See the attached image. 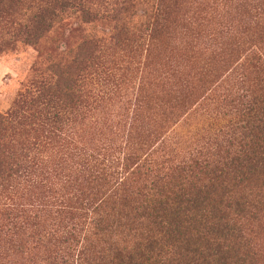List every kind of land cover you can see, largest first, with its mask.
<instances>
[{
  "label": "trees",
  "instance_id": "obj_1",
  "mask_svg": "<svg viewBox=\"0 0 264 264\" xmlns=\"http://www.w3.org/2000/svg\"><path fill=\"white\" fill-rule=\"evenodd\" d=\"M224 1L191 0L189 14L208 9L202 20H212ZM181 2L0 0V53L21 43L48 55L47 74L32 81L34 94L22 97L16 111L0 113V190L37 191L49 201L7 205L0 221L6 257L34 263L40 256L48 264H264V38L252 29L246 34L258 48L246 61L256 92L222 96L237 122L221 143L177 162L151 159L152 134L122 157L113 148L81 153L79 186L55 187L61 175L42 154L67 146L80 109L99 100L93 81L109 94L118 90L107 69L115 64L113 48L135 57L146 42L158 47L172 38L168 30ZM262 28L257 22L254 30ZM55 36L53 44L66 47L49 52ZM84 252L96 256L84 259Z\"/></svg>",
  "mask_w": 264,
  "mask_h": 264
},
{
  "label": "rangeland",
  "instance_id": "obj_2",
  "mask_svg": "<svg viewBox=\"0 0 264 264\" xmlns=\"http://www.w3.org/2000/svg\"><path fill=\"white\" fill-rule=\"evenodd\" d=\"M181 3L179 12L172 15L173 26L168 30L172 38L156 41L158 47L146 42L142 54L135 57L118 46L113 48L109 54L114 56L115 64H109L107 69L119 84L111 87L118 90L109 94L106 87L100 88L102 86L93 81L91 88L100 90L101 95L97 102L92 101L93 106L80 109L69 128L67 146L43 149L42 154L48 156L51 163L55 162L56 173L62 178L56 181L55 187L58 182L79 186L80 175L75 168L81 153L104 154V150L113 148L120 150L122 157L132 151L130 147L152 134L151 159L157 163L177 162L189 158L199 148L221 143L237 122L235 110L223 102L222 96L232 94L234 98L256 92L253 84L256 76L247 71L246 60L247 52L258 46L251 47L246 30L252 29L251 34L255 32L256 37L264 38V28L254 30L257 22L264 27V0H225L217 5L220 16L209 21L208 17L202 20L210 15L208 9L202 13L193 10L189 14L191 0ZM190 16V20L185 21ZM57 39L60 36L46 44L47 51L66 47L61 43L53 44ZM69 42L73 44L74 40ZM43 55L21 43L0 53L1 114L16 111L22 97L34 94L32 81H39L47 74L48 55ZM248 86L254 90L248 91ZM184 95L189 97L185 103L179 100ZM138 133L143 136L139 138ZM58 152L60 157L55 158ZM3 191L0 190V221L7 205L35 208L49 202L48 198L40 199L37 191ZM0 253V264H48L40 256L29 263L26 259L20 261L18 255L15 259L6 257L4 248H0ZM83 254L84 259L86 255L96 256Z\"/></svg>",
  "mask_w": 264,
  "mask_h": 264
}]
</instances>
